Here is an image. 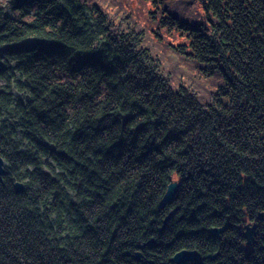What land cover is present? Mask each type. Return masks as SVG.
<instances>
[{
    "label": "trees",
    "instance_id": "trees-1",
    "mask_svg": "<svg viewBox=\"0 0 264 264\" xmlns=\"http://www.w3.org/2000/svg\"><path fill=\"white\" fill-rule=\"evenodd\" d=\"M0 155V264H264V0H0Z\"/></svg>",
    "mask_w": 264,
    "mask_h": 264
},
{
    "label": "water",
    "instance_id": "water-1",
    "mask_svg": "<svg viewBox=\"0 0 264 264\" xmlns=\"http://www.w3.org/2000/svg\"><path fill=\"white\" fill-rule=\"evenodd\" d=\"M4 165H5V161L2 158V156L0 155V175H2L4 173ZM16 190L20 191L23 189V184L21 182H16L14 184ZM177 187H178V183L175 181L170 182V184L167 187V190L161 200L160 206L163 207L167 204V202H169L172 197L176 194L177 191ZM172 212H170L167 217L165 218V222L171 217ZM260 218H263V216H261ZM230 223H227L225 226L223 227H218V228H213L210 230V232L212 234L218 235L219 233L223 232ZM255 224H253L252 226H248L246 225V229L244 230V235L247 238L248 243H251L252 241H254L253 239V230H254ZM149 243H153V240H150ZM143 247V246H140ZM217 254H215L213 257H215ZM141 253L137 252L134 257L136 259H140ZM199 258V254L197 251L195 250H181L178 251L177 253L174 254V256L171 258V261L177 264H183L185 261L187 260H193V259H198Z\"/></svg>",
    "mask_w": 264,
    "mask_h": 264
},
{
    "label": "flooded vegetation",
    "instance_id": "flooded-vegetation-1",
    "mask_svg": "<svg viewBox=\"0 0 264 264\" xmlns=\"http://www.w3.org/2000/svg\"><path fill=\"white\" fill-rule=\"evenodd\" d=\"M261 216H259V219L260 220H264V216H263V218H260ZM253 224H255V227H254V230H253V238L256 236V234L258 233V231H259V222L257 221V220H254V221H248L247 223H244L243 225H242V232L244 233V230L246 229V225H248V226H252ZM230 226V225H229ZM228 226V227H229ZM227 227V228H228ZM226 230V229H225ZM224 230V231H225ZM223 231V232H224ZM223 232H221V233H223ZM220 234V233H219ZM218 234V235H219ZM248 242V241H247ZM248 245V244H247ZM255 245V243H254V241H252L251 243H250V245H248L249 247H252V246H254ZM199 254V253H198ZM214 255H212V256H210V257H208V258H204V259H202V257L199 255V258L198 259H193V260H187V261H185L183 264H224V262H222L221 260H220V257L218 256V254L215 256V257H213ZM229 260H231V259H229ZM255 260H257V259H254V258H249V259H247V261H251V262H253V261H255ZM137 261L139 262L138 264H155L156 262L153 260V259H151V258H147V257H145V255L143 254V253H141V256H140V259H137ZM226 261H228L227 259H226ZM234 262V261H233ZM167 264H177V263H174V262H172L171 261V259H170V262L169 263H167Z\"/></svg>",
    "mask_w": 264,
    "mask_h": 264
},
{
    "label": "rangeland",
    "instance_id": "rangeland-1",
    "mask_svg": "<svg viewBox=\"0 0 264 264\" xmlns=\"http://www.w3.org/2000/svg\"><path fill=\"white\" fill-rule=\"evenodd\" d=\"M163 61L165 62V67L168 69V67H170L171 65L176 63V60L174 59V56L172 55H164L163 56ZM177 182V181H176ZM178 183V182H177ZM173 198V197H172Z\"/></svg>",
    "mask_w": 264,
    "mask_h": 264
}]
</instances>
